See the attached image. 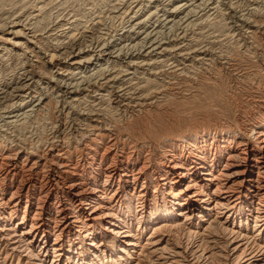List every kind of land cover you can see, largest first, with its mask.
<instances>
[{
  "label": "bare ground",
  "instance_id": "1",
  "mask_svg": "<svg viewBox=\"0 0 264 264\" xmlns=\"http://www.w3.org/2000/svg\"><path fill=\"white\" fill-rule=\"evenodd\" d=\"M70 3L0 10V264H264V0Z\"/></svg>",
  "mask_w": 264,
  "mask_h": 264
},
{
  "label": "rangeland",
  "instance_id": "2",
  "mask_svg": "<svg viewBox=\"0 0 264 264\" xmlns=\"http://www.w3.org/2000/svg\"><path fill=\"white\" fill-rule=\"evenodd\" d=\"M93 1L95 0H91V2ZM62 3H63V0H0V10L4 9L5 7L10 10L13 9L12 11L14 15H23L24 19L28 18L29 14H32V15L40 14L38 12L39 11L38 9H40L41 7H44L45 11L48 13L58 12V14H61L67 18H70L71 16H74L77 13L81 14V11L79 10L82 8L81 7L82 5L75 4V3L63 5ZM36 6L38 7L36 8ZM11 13L8 14V16H11ZM5 17L6 16H4V18Z\"/></svg>",
  "mask_w": 264,
  "mask_h": 264
}]
</instances>
